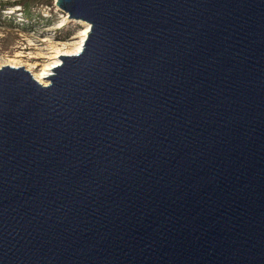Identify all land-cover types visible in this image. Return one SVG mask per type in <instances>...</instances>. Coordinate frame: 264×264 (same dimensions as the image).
Returning a JSON list of instances; mask_svg holds the SVG:
<instances>
[{
	"label": "water",
	"instance_id": "1",
	"mask_svg": "<svg viewBox=\"0 0 264 264\" xmlns=\"http://www.w3.org/2000/svg\"><path fill=\"white\" fill-rule=\"evenodd\" d=\"M56 5L82 53L0 69V264H264V0Z\"/></svg>",
	"mask_w": 264,
	"mask_h": 264
},
{
	"label": "rangeland",
	"instance_id": "2",
	"mask_svg": "<svg viewBox=\"0 0 264 264\" xmlns=\"http://www.w3.org/2000/svg\"><path fill=\"white\" fill-rule=\"evenodd\" d=\"M56 2L0 0V67L20 53L50 57L52 46L74 41L84 30L82 22L70 20ZM34 62H38L41 69L52 61Z\"/></svg>",
	"mask_w": 264,
	"mask_h": 264
},
{
	"label": "bare ground",
	"instance_id": "3",
	"mask_svg": "<svg viewBox=\"0 0 264 264\" xmlns=\"http://www.w3.org/2000/svg\"><path fill=\"white\" fill-rule=\"evenodd\" d=\"M84 30L73 38L74 41H70L65 44L52 46V52L50 57H44L43 55H24L18 54L14 59H10L1 68L10 67L13 69H25L40 85L47 87L49 80L57 68L62 65L60 58L74 57L82 53L87 38L90 34V25L82 23ZM47 42V41H46ZM48 59L51 63L45 65L40 69L41 65L38 62L32 63L33 60Z\"/></svg>",
	"mask_w": 264,
	"mask_h": 264
}]
</instances>
